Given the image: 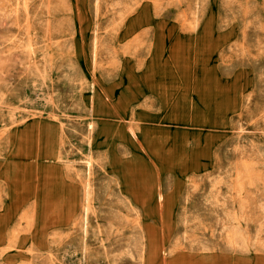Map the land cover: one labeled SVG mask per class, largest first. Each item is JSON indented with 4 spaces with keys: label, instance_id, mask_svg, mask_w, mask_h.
Wrapping results in <instances>:
<instances>
[{
    "label": "rangeland",
    "instance_id": "obj_1",
    "mask_svg": "<svg viewBox=\"0 0 264 264\" xmlns=\"http://www.w3.org/2000/svg\"><path fill=\"white\" fill-rule=\"evenodd\" d=\"M0 264H264V0H0Z\"/></svg>",
    "mask_w": 264,
    "mask_h": 264
},
{
    "label": "crops",
    "instance_id": "obj_2",
    "mask_svg": "<svg viewBox=\"0 0 264 264\" xmlns=\"http://www.w3.org/2000/svg\"><path fill=\"white\" fill-rule=\"evenodd\" d=\"M149 79L151 80L148 83H143L142 86L144 88V92L143 94H149V95H153V96H160L162 90L165 88V84L162 82V78H160V81H158V78L156 80V77L154 78V75L149 74L148 75ZM154 80V83L153 81ZM137 85H135L134 87H136ZM162 99V98H161ZM167 101H165L164 99L162 100V103H166ZM182 102V101H180ZM44 178L46 179V181L44 183H48L47 179H48V174H46L44 176ZM44 181V180H43ZM122 189L125 190L126 192H128L129 194H131L133 196L134 199H148L149 198V192L145 191L140 188L139 190L134 189L131 185V182H123L122 184Z\"/></svg>",
    "mask_w": 264,
    "mask_h": 264
}]
</instances>
